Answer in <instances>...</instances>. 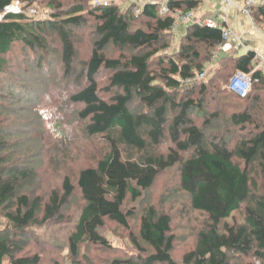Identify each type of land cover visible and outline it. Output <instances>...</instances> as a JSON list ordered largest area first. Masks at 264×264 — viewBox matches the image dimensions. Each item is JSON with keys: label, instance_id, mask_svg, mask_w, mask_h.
Here are the masks:
<instances>
[{"label": "trees", "instance_id": "1", "mask_svg": "<svg viewBox=\"0 0 264 264\" xmlns=\"http://www.w3.org/2000/svg\"><path fill=\"white\" fill-rule=\"evenodd\" d=\"M17 1L32 4L35 0H0V13ZM167 4L171 10L187 13L197 10L201 1L167 0ZM137 17L148 20L147 29L133 28ZM252 17L263 19L264 5L253 9ZM88 18L95 23V40L77 79L75 32L88 26ZM174 23L172 15L159 14L158 2L144 4L139 15L122 12L116 4L94 6L92 0H76L70 10L46 20L24 12L8 14L0 22V73L5 72L13 53H33L40 71L43 62L53 66L51 59L57 52L48 47L51 35L61 45L65 81L86 79L71 94L70 103L82 106L78 117L87 122V135L102 138L107 152L95 167L83 169L78 176L85 206L71 237L74 256L84 242L109 247L100 233L106 221L128 228L134 211H125L127 201L140 199L161 173L178 166L180 186L189 195L192 209L206 216L196 246L185 254L183 263L240 264L235 259L242 257L264 264V192L259 193L255 180V176L264 180V123L259 121L264 73L255 68L254 51L228 56L236 72L251 77L252 88L245 98L225 90L246 103L230 116L232 125L241 130L235 145L230 146L225 137L210 138L203 128L221 116L216 111L206 117L211 86L205 82L193 86L187 99L176 95L183 82L196 83L198 72L203 74L206 67L204 62H211L203 59L198 45L221 48L223 30L187 24L178 57L162 58L158 54L167 49ZM110 46L134 53L126 59H109L105 51ZM155 60L158 68H153ZM103 72L109 74V100L101 98L97 83ZM203 117L201 128L197 120ZM167 143L171 146L165 155L160 150ZM6 151L0 137V216L7 220V225L0 226V264H42L39 255L18 257L32 239L28 229L41 214L45 223L58 216L75 186L66 178L62 195L54 192L45 203L41 197L31 198L23 193L29 173L11 165ZM184 154L189 156L184 158ZM244 204V222L229 224L227 220ZM139 239L135 240L138 255L105 264H179L172 257L176 236L169 215L149 207L141 219Z\"/></svg>", "mask_w": 264, "mask_h": 264}, {"label": "rangeland", "instance_id": "2", "mask_svg": "<svg viewBox=\"0 0 264 264\" xmlns=\"http://www.w3.org/2000/svg\"><path fill=\"white\" fill-rule=\"evenodd\" d=\"M118 5L122 12L134 11L132 6H143L146 0H107ZM156 0L155 2H162ZM204 6L194 11L196 21H202V15L210 13L213 20L221 24V14H226V4L222 0H202ZM76 0H35L32 4L23 3V12L31 18L46 20L53 14H64L70 10ZM97 6V2H93ZM215 7V8H213ZM131 8V9H130ZM233 8H231L232 10ZM240 12V11H239ZM200 14V15H198ZM229 20L231 14H227ZM239 25L247 27L250 34L238 30L234 24V33L241 35V41L231 38L234 48L229 51L217 47L210 50L206 45L199 44L198 49L203 57L211 62H204L206 67L203 76L198 72L196 83L183 82L180 91L176 95L178 99L188 98V89L205 82L210 87V95L207 98V115L220 111L221 116L213 119L212 126L203 128L205 118L197 120L198 126L210 138H226L230 146L235 145L240 138L241 130L230 122L233 112L243 110L246 103L230 97L228 90L230 78L236 73L231 62L232 54L243 55L247 53L245 45L247 39H255L264 42V18L255 17L252 20L239 14ZM88 26L77 30L76 46L78 48L77 77L82 72L84 64L88 62L95 40L93 29L95 23L88 18ZM133 28L147 29L148 20L137 17L132 21ZM256 26V28H255ZM180 27V28H179ZM168 38V47L162 50L158 56L162 58L178 57L183 36L187 32V24L179 25ZM48 47L56 51L52 57L53 66H47L43 62V71L37 66L38 60L33 53H13L4 73H0V137L7 145V157L11 165L29 173L23 193L34 197H41L45 203L49 197L57 192L63 194V183L70 178L75 186L74 195L70 198L60 214L46 223L43 214L38 221L30 227L31 240L18 257H31L39 255L42 264H105L115 259H129L138 255L135 240L139 239L141 219L149 207H155L159 212L172 218V230L176 236L173 259L183 263L185 254L192 251L197 243L198 233L206 223V216L191 207L190 197L180 186V169L174 167L161 173L154 186L146 191L137 201L129 199L125 205V211H134L129 219V227H123L115 222L107 220L105 226L100 229L102 236L106 238L109 247L84 242L80 245L78 255L71 252V237L80 214L85 206L82 194L77 186L80 172L89 167H95L107 152L106 144L100 137H90L86 133L87 122L78 117L82 106L70 103L71 94L86 84L83 77L80 81H65L64 68L60 63L61 45L54 41L55 37L48 36ZM211 52V53H210ZM134 52L121 51L110 46L105 51L109 59H126ZM229 59H226V58ZM264 57V56H263ZM157 61H153V68H158ZM255 68L259 64L254 62ZM100 88V96L105 100L112 97V92L107 93L109 87V74L101 73L97 77ZM255 90H253V94ZM261 94L262 113L259 121L264 123V89ZM197 96V95H196ZM195 96V97H196ZM194 117V116H193ZM253 129V128H249ZM170 143L164 144L160 152L168 154ZM189 154H184L187 158ZM259 193L264 192V180L255 176ZM245 204L242 209L227 220L229 224L242 223L245 220ZM7 225V220L0 216V226ZM240 264H261L254 258L235 259ZM234 261V262H235Z\"/></svg>", "mask_w": 264, "mask_h": 264}, {"label": "built area", "instance_id": "3", "mask_svg": "<svg viewBox=\"0 0 264 264\" xmlns=\"http://www.w3.org/2000/svg\"><path fill=\"white\" fill-rule=\"evenodd\" d=\"M93 2H97V6H108L113 3H109L107 0H92ZM134 1V0H132ZM226 4V14H221V24L212 18H205L202 21H196L194 18V11L191 12H183L180 9L171 10L167 4V0H163L159 3V14L161 16L172 15L175 19L174 29H177L181 24H199V25H207L212 28H222L223 30V38L225 43L221 46V50H226L230 47L231 38L236 39L237 41H241V38L237 36L232 29L228 25V10L232 7L237 8L244 16L249 17L252 22V11L258 6L264 5V0H245L240 5L235 3V0H222ZM23 3L17 1L14 4L8 6L4 12L0 13V22H2L8 14H21L23 13ZM142 6L135 7V14L139 15L141 13ZM255 25V23L253 22ZM254 62L259 64V69L264 73V58L261 54L256 53ZM203 76V74H201ZM252 88V79L249 75L244 74L242 72H236L228 83V89L238 95L241 98L247 97Z\"/></svg>", "mask_w": 264, "mask_h": 264}, {"label": "crops", "instance_id": "4", "mask_svg": "<svg viewBox=\"0 0 264 264\" xmlns=\"http://www.w3.org/2000/svg\"><path fill=\"white\" fill-rule=\"evenodd\" d=\"M155 1L156 0H146L144 2V4H146L147 2H155ZM200 1H201L200 6H204L203 5V1L202 0H200ZM243 1H245V0H235V3L237 5H240ZM213 8H215V7H213ZM232 8H233L232 10H231V8L228 10V14H229V16L231 14V18H234V17H236V18H235V20H229V23H228L229 27L231 28V26H232V29H234L233 27H234V24H235V26H236V28L238 30H242V31H244V33L250 34L251 32L248 31L247 27H243V25H239V18H238L239 14H240L239 10L237 8H235V7H232ZM198 15H200V14H198ZM201 17H202V19L211 18V17H213V15L210 14V13H207V14L202 15ZM255 28H256V26H255ZM235 34L237 36H239L240 38L242 37L241 35H239L237 33H235ZM254 41H255V39H249V40L247 39V43H246L244 48L247 49V52L248 51H254L255 53H259L262 56H264V42H260V41L257 40V42L255 43ZM229 44H230V47L228 49L224 50V51L227 52V51L232 49L233 44H231V42H229Z\"/></svg>", "mask_w": 264, "mask_h": 264}]
</instances>
